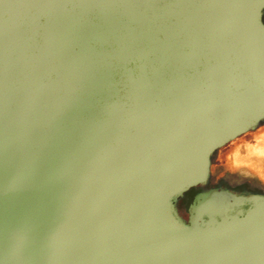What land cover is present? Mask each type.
Segmentation results:
<instances>
[{"label": "water", "instance_id": "water-1", "mask_svg": "<svg viewBox=\"0 0 264 264\" xmlns=\"http://www.w3.org/2000/svg\"><path fill=\"white\" fill-rule=\"evenodd\" d=\"M263 8L0 0V241L34 264H264L263 207L202 229L166 209L264 118Z\"/></svg>", "mask_w": 264, "mask_h": 264}, {"label": "rangeland", "instance_id": "rangeland-1", "mask_svg": "<svg viewBox=\"0 0 264 264\" xmlns=\"http://www.w3.org/2000/svg\"><path fill=\"white\" fill-rule=\"evenodd\" d=\"M260 19L264 25V8ZM262 137L264 118L244 133L214 148L208 155L203 177L174 193L167 201L169 217L180 226L202 229L221 222H240L251 210L264 207L260 203L264 199L263 180L257 177L249 166H236L232 162L237 152L244 150L249 142L260 140ZM24 232L27 234L26 228L23 229L22 233ZM40 232L37 228L34 229L31 237L35 239ZM53 232V229L49 230L46 236L52 239ZM9 245L11 246L6 241H0V249L4 251ZM8 252L18 264H34L31 258L27 261L10 249ZM24 256L26 257V253Z\"/></svg>", "mask_w": 264, "mask_h": 264}, {"label": "bare ground", "instance_id": "bare-ground-1", "mask_svg": "<svg viewBox=\"0 0 264 264\" xmlns=\"http://www.w3.org/2000/svg\"><path fill=\"white\" fill-rule=\"evenodd\" d=\"M245 156L237 152L232 162L234 165L249 164L262 179H264V137L260 140L249 142L244 151Z\"/></svg>", "mask_w": 264, "mask_h": 264}, {"label": "crops", "instance_id": "crops-1", "mask_svg": "<svg viewBox=\"0 0 264 264\" xmlns=\"http://www.w3.org/2000/svg\"><path fill=\"white\" fill-rule=\"evenodd\" d=\"M244 151H245V149L244 150H240V153H241V155L242 156H245V154H244ZM247 166H249V168L250 169H252V171L257 175V177H259L261 180H263V182H264V179H262L261 178V176H259L258 175V173H256L255 171H254V169L249 165V164H247ZM260 198L262 197V196H259ZM263 198V197H262ZM264 200V199H263ZM262 200V202H260L262 205H264V201ZM264 208V207H263Z\"/></svg>", "mask_w": 264, "mask_h": 264}]
</instances>
